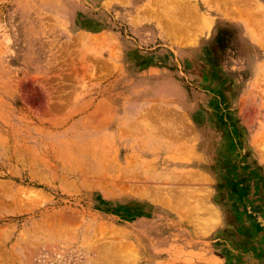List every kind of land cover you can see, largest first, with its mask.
I'll list each match as a JSON object with an SVG mask.
<instances>
[{
  "label": "rangeland",
  "instance_id": "374dc122",
  "mask_svg": "<svg viewBox=\"0 0 264 264\" xmlns=\"http://www.w3.org/2000/svg\"><path fill=\"white\" fill-rule=\"evenodd\" d=\"M122 263L264 264V0H0V264Z\"/></svg>",
  "mask_w": 264,
  "mask_h": 264
},
{
  "label": "bare ground",
  "instance_id": "6f19581e",
  "mask_svg": "<svg viewBox=\"0 0 264 264\" xmlns=\"http://www.w3.org/2000/svg\"><path fill=\"white\" fill-rule=\"evenodd\" d=\"M219 6H220V5H219ZM215 9H216V8H215ZM215 11H216V10H215ZM102 248H103V247H102ZM92 249H93V248H92ZM99 249H100V248H99ZM118 249H119V248H118ZM100 250H101V249H100ZM107 252H108V251H107ZM103 254H104V253H103ZM105 255H106V254H105ZM111 255H112V254H111ZM111 257H112V256H111ZM111 257H110V258H111ZM111 261H112V260H111ZM122 264H123V263H122Z\"/></svg>",
  "mask_w": 264,
  "mask_h": 264
}]
</instances>
